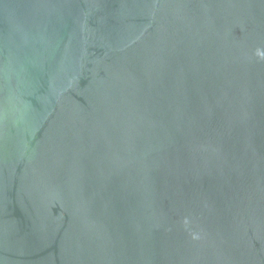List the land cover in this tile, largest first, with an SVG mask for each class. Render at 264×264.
Masks as SVG:
<instances>
[{"label":"water","instance_id":"95a60500","mask_svg":"<svg viewBox=\"0 0 264 264\" xmlns=\"http://www.w3.org/2000/svg\"><path fill=\"white\" fill-rule=\"evenodd\" d=\"M0 264H264V0H0Z\"/></svg>","mask_w":264,"mask_h":264}]
</instances>
